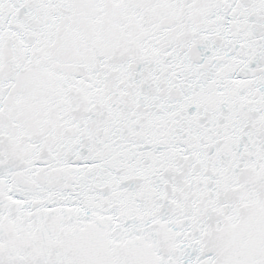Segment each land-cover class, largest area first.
<instances>
[{
  "label": "snow or ice",
  "instance_id": "snow-or-ice-1",
  "mask_svg": "<svg viewBox=\"0 0 264 264\" xmlns=\"http://www.w3.org/2000/svg\"><path fill=\"white\" fill-rule=\"evenodd\" d=\"M0 264H264V0H0Z\"/></svg>",
  "mask_w": 264,
  "mask_h": 264
}]
</instances>
